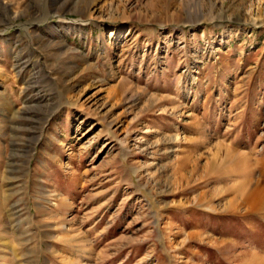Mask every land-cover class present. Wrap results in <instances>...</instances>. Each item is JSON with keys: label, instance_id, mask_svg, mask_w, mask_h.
Instances as JSON below:
<instances>
[{"label": "rangeland", "instance_id": "rangeland-1", "mask_svg": "<svg viewBox=\"0 0 264 264\" xmlns=\"http://www.w3.org/2000/svg\"><path fill=\"white\" fill-rule=\"evenodd\" d=\"M0 264H264V0H0Z\"/></svg>", "mask_w": 264, "mask_h": 264}, {"label": "bare ground", "instance_id": "bare-ground-1", "mask_svg": "<svg viewBox=\"0 0 264 264\" xmlns=\"http://www.w3.org/2000/svg\"><path fill=\"white\" fill-rule=\"evenodd\" d=\"M230 174H232V173H230ZM235 174V173H234ZM234 174H232V176L234 175ZM228 176H221V177H217V178H214V181H220V180H224V179H226ZM241 185H243V184H241ZM244 185H246V184H244Z\"/></svg>", "mask_w": 264, "mask_h": 264}]
</instances>
